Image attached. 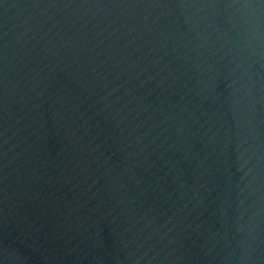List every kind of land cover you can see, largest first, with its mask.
I'll list each match as a JSON object with an SVG mask.
<instances>
[{
	"label": "water",
	"instance_id": "95a60500",
	"mask_svg": "<svg viewBox=\"0 0 264 264\" xmlns=\"http://www.w3.org/2000/svg\"><path fill=\"white\" fill-rule=\"evenodd\" d=\"M0 264H264V0H0Z\"/></svg>",
	"mask_w": 264,
	"mask_h": 264
}]
</instances>
